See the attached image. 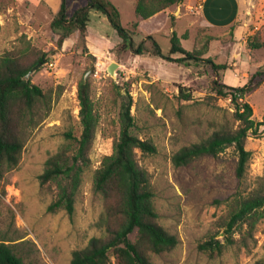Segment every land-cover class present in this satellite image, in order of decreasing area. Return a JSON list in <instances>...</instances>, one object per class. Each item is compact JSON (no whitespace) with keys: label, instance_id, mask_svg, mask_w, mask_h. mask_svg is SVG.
Returning <instances> with one entry per match:
<instances>
[{"label":"rangeland","instance_id":"obj_1","mask_svg":"<svg viewBox=\"0 0 264 264\" xmlns=\"http://www.w3.org/2000/svg\"><path fill=\"white\" fill-rule=\"evenodd\" d=\"M112 1L123 24L135 33V45L144 41V53L123 47L107 17L97 10H92L85 39L77 30L59 46L51 23L61 0H0V56L13 52L30 63L44 58L29 79L47 94L24 120L19 165L0 167V238L15 245L25 264H70L75 249L104 234L99 220L105 200L94 189V175L104 156L114 151L122 106L131 99L132 132L157 147L152 154L139 150L138 160L151 175L160 223L179 239L173 249L151 253L152 264H252L263 258L264 218L256 220L252 233L248 222L235 226L230 233L234 243H229L224 224L231 204L264 183V134L247 139L251 158L242 178L236 175L233 146L217 157L176 166L173 154L211 135L230 118L233 103L213 92L216 76L207 63L186 65L156 55L148 36L169 54L175 30L184 48L228 65L220 71L224 83L242 86L264 68V47L250 45L254 38L264 41V0H183L148 19L137 16V0ZM85 2L68 0L71 10ZM114 62L112 75L108 68ZM86 78L98 124L91 162L75 195L73 215L50 212L55 185L42 186L39 176L47 158L66 141L65 133H82L78 86ZM182 91L191 97L186 99ZM246 100L253 117L264 121V81ZM136 235L137 230L131 238ZM211 237L225 244L221 252L200 249Z\"/></svg>","mask_w":264,"mask_h":264},{"label":"trees","instance_id":"obj_2","mask_svg":"<svg viewBox=\"0 0 264 264\" xmlns=\"http://www.w3.org/2000/svg\"><path fill=\"white\" fill-rule=\"evenodd\" d=\"M183 0H137L135 11L138 17L148 19L168 7ZM92 10L104 14L118 36L123 47L137 54L144 53L142 41L135 45L134 32L122 22L121 11L112 0H86L74 10L68 0H61L60 8L52 20V28L58 34V45L75 31H80L83 39L87 36ZM134 27L138 26L136 21ZM1 29V23H0ZM153 53L168 60L189 65L203 61L209 65L216 78L212 89L218 96L230 98L233 111L230 118L199 142L181 147L172 156L176 166L188 164L203 156L217 157L226 148L233 146L237 155L236 175L244 177L251 151L246 142L249 136L264 134V121L253 117V107L246 95L264 81V68H259L242 86L224 83L220 71L228 68L226 63L214 62L211 58H202L197 51L184 48L177 32L171 35L169 54H164L153 35ZM253 48L264 47V41L254 38L250 41ZM178 53L175 58L170 54ZM45 62L44 58L28 62L24 55L6 52L0 56V167L13 169L21 161L25 145L24 120L39 101L46 99L43 89L27 78L32 67ZM189 99L191 94L182 91ZM82 133L76 137L71 131L65 133L66 141L46 160L45 168L39 179L42 186L55 185L53 200L47 207L50 212L66 210L70 215L75 211V195L81 185L82 175L91 162L92 148L97 129V118L91 98L90 84L83 80L78 86ZM132 100L122 106L121 128L114 143V151L104 156L101 166L94 175V189L103 195L105 209L100 217L99 226L104 234L93 236L88 243L75 249L70 264H152L151 253H161L173 249L178 244V236L170 233L159 221V212L155 206V189L149 171L140 164L137 153L152 154L156 145L149 139H141L132 132L135 125L131 112ZM264 218V183H260L246 197L238 198L231 204L227 216L225 232L229 243H234L230 233L242 222L250 225L252 233L256 220ZM137 230L135 239L131 234ZM0 238V264H25L13 243ZM247 245V242H243ZM200 249L214 253L221 252L225 244L215 237L201 242ZM252 264H264V257Z\"/></svg>","mask_w":264,"mask_h":264},{"label":"water","instance_id":"obj_3","mask_svg":"<svg viewBox=\"0 0 264 264\" xmlns=\"http://www.w3.org/2000/svg\"><path fill=\"white\" fill-rule=\"evenodd\" d=\"M41 65V63L35 65L34 67L31 68V70L27 73V78L29 79L31 74ZM115 65H117V63H112L110 64L109 68H108V71L110 74L114 75L115 74ZM87 80V78L85 79Z\"/></svg>","mask_w":264,"mask_h":264}]
</instances>
